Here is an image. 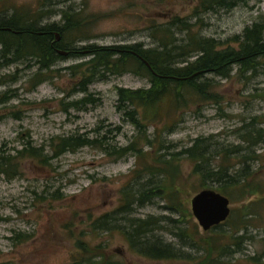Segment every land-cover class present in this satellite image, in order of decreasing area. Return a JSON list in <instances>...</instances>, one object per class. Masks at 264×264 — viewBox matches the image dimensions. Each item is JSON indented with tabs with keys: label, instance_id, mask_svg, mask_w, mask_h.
Returning a JSON list of instances; mask_svg holds the SVG:
<instances>
[{
	"label": "rangeland",
	"instance_id": "374dc122",
	"mask_svg": "<svg viewBox=\"0 0 264 264\" xmlns=\"http://www.w3.org/2000/svg\"><path fill=\"white\" fill-rule=\"evenodd\" d=\"M193 5L194 0H0V16H9L13 10L29 13L39 10V15L45 10L54 11L46 12L37 21L41 25L59 22V9L73 6L81 9L90 26L85 30L88 37L79 41L78 46L135 42L151 46L155 44L149 29L152 22H164L172 16L189 17ZM200 17L194 29L224 41L264 17V0H246L229 11L208 12ZM84 59L59 58L47 74L49 77L34 86L30 77L36 66H26L24 59L0 66V148L3 151L13 155L28 142L50 155L55 138L77 133L93 138L105 136L106 141L117 146L138 138L140 129L116 108V89L146 88L148 80L130 72L95 80L87 90L94 102L77 109L69 103L86 94L77 89L81 74L76 73V67H68ZM213 79L223 97L219 104L205 102L180 112L171 130H162V123L169 120L167 116L151 121L146 130L152 134L156 127V134L173 143L175 148L171 149L175 151L203 137L212 139L218 149L235 145L242 152L256 155L247 162L254 173L250 185L258 192L249 193L245 189L240 194L238 189L229 187V195L222 193L229 199L230 213L229 223L222 225L221 230L237 229L238 234L247 231L251 237L243 241L242 251L229 259L235 264H248L249 255L264 250V141L248 147L240 139L242 130L239 129L253 119V127L264 131V71L247 78L238 74L228 79ZM137 147L149 151L141 139L137 140ZM151 158L148 153V159ZM16 163L17 175L0 176V264H73L77 240L86 242L95 264L105 261V264H196L203 258V250L185 246L173 234L178 230L173 224L186 225L193 234L197 232L196 238L214 237L192 215L190 200L202 186L199 177L192 175V163L188 160L179 162L174 184L166 177V189H176L170 195L172 200L156 197L133 213L141 218L155 215L181 221L161 222L163 228L155 231L165 241L184 249L190 258L162 261L137 255L115 230L92 232L89 229L90 219L117 206L119 189L133 177L138 165L134 154L117 158L100 148L84 146L52 158L45 165L25 156L16 158ZM239 167V164L232 166L231 173ZM206 184V188L218 192L223 186L216 180H208ZM171 203H175L172 210L165 208ZM242 225H247V230Z\"/></svg>",
	"mask_w": 264,
	"mask_h": 264
},
{
	"label": "trees",
	"instance_id": "16d2710c",
	"mask_svg": "<svg viewBox=\"0 0 264 264\" xmlns=\"http://www.w3.org/2000/svg\"><path fill=\"white\" fill-rule=\"evenodd\" d=\"M243 3L246 0H194L189 17L172 16L164 22H152L149 25L151 36L155 39V44L151 46L141 42L111 45L88 43L78 46L79 41L88 37L85 30L90 26L84 20L81 9L73 6L59 9V22L41 25L37 21L50 10L42 11L40 15L39 10L30 13L13 10L9 16H0V66L23 59L28 63L26 66H36L30 77L34 81L33 86L49 77L47 74L59 58L86 57L75 66L68 67L77 68L76 73L81 74L77 89L86 94L69 103L74 108L81 109L94 102L87 90L88 85L95 80L130 72L149 82L146 88L116 89L117 110L140 129L138 138L131 139L127 145H112L105 136L93 138L77 133L55 138L50 146V155L42 147H33L28 142L13 155L0 148V176L11 178L17 175L16 158L24 156L45 165L52 158L84 146L100 148L117 158L132 153L138 165L133 170V177L119 189L117 206L110 212L90 219L89 229L92 232L115 230L121 233L132 251L152 261L189 259V253L165 241L155 231L163 228L161 222L173 224L180 223V220L155 215L141 218L134 216V211L151 203L156 197H169L172 200L170 195L176 193V189H166V177L174 184V172L179 169L182 159L192 163L191 173L199 177L200 189L206 188L208 180H216L223 184L220 192L227 195L230 194L229 187L238 189L240 194H244L245 189L249 193H256L258 191L250 185L254 173L247 162L256 158V155L242 152L235 145L218 149L211 142L212 139L203 137H197L191 145L175 151L171 149L175 148L173 143L156 134V127L152 134L147 133L146 127L151 121L167 116L168 121H161L162 130H171L180 112L205 102L219 104L223 97L217 91L214 77L228 79L239 74L247 78L264 71V17H259L246 25L241 33L224 41L205 36L194 29L196 23L201 21L202 14L229 11ZM60 51L67 53L63 55ZM253 121L239 129L242 130L240 139L248 147L264 141V131L253 127ZM139 139L143 146H148L150 152L137 147ZM148 153L152 155L151 160L148 159ZM236 164L240 167L232 174L230 169ZM174 204H168L165 208L172 210ZM227 219L210 228L214 237L196 238L197 232L194 235L186 225L173 224L178 230L171 232L185 246L203 250V258L196 264H235L229 257L234 258L235 253L241 252L243 241L251 237L247 231L238 234L237 229L221 230L222 225L229 223ZM192 226L197 230L195 224ZM242 227L247 230V225ZM86 245L80 240L75 242L77 253L73 264H95L91 259L94 255L89 253ZM247 261L248 264H264V250L249 255Z\"/></svg>",
	"mask_w": 264,
	"mask_h": 264
},
{
	"label": "water",
	"instance_id": "95a60500",
	"mask_svg": "<svg viewBox=\"0 0 264 264\" xmlns=\"http://www.w3.org/2000/svg\"><path fill=\"white\" fill-rule=\"evenodd\" d=\"M58 39L56 33V40ZM60 53L66 55L67 52ZM190 206L192 215L203 230L222 223L230 213L228 197L212 188H203L195 193L190 200Z\"/></svg>",
	"mask_w": 264,
	"mask_h": 264
}]
</instances>
